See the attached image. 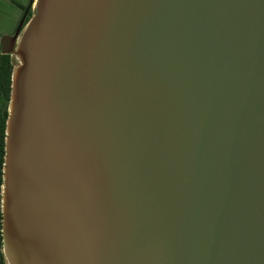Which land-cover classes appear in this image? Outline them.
<instances>
[{"label":"water","instance_id":"obj_1","mask_svg":"<svg viewBox=\"0 0 264 264\" xmlns=\"http://www.w3.org/2000/svg\"><path fill=\"white\" fill-rule=\"evenodd\" d=\"M22 23L4 264H264V0H35Z\"/></svg>","mask_w":264,"mask_h":264},{"label":"trees","instance_id":"obj_2","mask_svg":"<svg viewBox=\"0 0 264 264\" xmlns=\"http://www.w3.org/2000/svg\"><path fill=\"white\" fill-rule=\"evenodd\" d=\"M12 65L9 56H0V96L4 103L0 110V185H1V168L3 162V141H4V128L6 120V107L9 100L10 92V73ZM0 229H1V214H0ZM0 264H4L3 257L1 254V232H0Z\"/></svg>","mask_w":264,"mask_h":264},{"label":"rangeland","instance_id":"obj_3","mask_svg":"<svg viewBox=\"0 0 264 264\" xmlns=\"http://www.w3.org/2000/svg\"><path fill=\"white\" fill-rule=\"evenodd\" d=\"M30 0H0V39L11 34L20 14L17 3H29Z\"/></svg>","mask_w":264,"mask_h":264},{"label":"flooded vegetation","instance_id":"obj_4","mask_svg":"<svg viewBox=\"0 0 264 264\" xmlns=\"http://www.w3.org/2000/svg\"><path fill=\"white\" fill-rule=\"evenodd\" d=\"M33 2H34V0H30V3H29L28 6H25L24 8L19 9L20 14L18 15L17 23H16V25H15V28H14L13 32H12L11 34L7 35V36H4V37H10V38L13 37V36L15 35V33L17 32V29H18L19 24H20L21 22H23L22 25H21V27H20V29H19V34H18V37H19V35H20L21 31L23 30L24 26L26 25V23L29 21V19L31 18V16H32L33 13H34V5H35V2H34V5H33V7H32ZM2 38H3V37H2ZM2 38H1V39H2ZM1 39H0V40H1ZM6 48H7V46H6ZM0 56H9V59H10L11 65H12V67H13L14 60H13V57H12L11 55H1V54H0ZM3 103H4V101H3L2 97L0 96V110H1V108H2V104H3ZM7 105H8V104H7ZM5 107H6V109H7L6 104H5ZM6 113H7V110H6Z\"/></svg>","mask_w":264,"mask_h":264},{"label":"crops","instance_id":"obj_5","mask_svg":"<svg viewBox=\"0 0 264 264\" xmlns=\"http://www.w3.org/2000/svg\"><path fill=\"white\" fill-rule=\"evenodd\" d=\"M34 2H35V0H34ZM34 2H33V4H32V7H33V5H34ZM29 3H30V1H29ZM29 3H27V4H24V3H17L16 5H17V7L19 8V9H21V8H24L25 6H28L29 5ZM16 18H18V16L16 17Z\"/></svg>","mask_w":264,"mask_h":264}]
</instances>
